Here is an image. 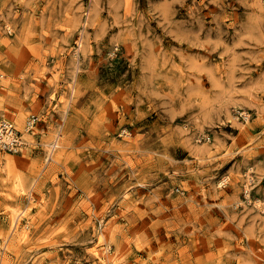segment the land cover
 Wrapping results in <instances>:
<instances>
[{
	"label": "rangeland",
	"instance_id": "1",
	"mask_svg": "<svg viewBox=\"0 0 264 264\" xmlns=\"http://www.w3.org/2000/svg\"><path fill=\"white\" fill-rule=\"evenodd\" d=\"M246 21L264 23L243 0H0V119L52 124L0 152V264H264ZM165 142L188 175L156 161Z\"/></svg>",
	"mask_w": 264,
	"mask_h": 264
},
{
	"label": "clouds",
	"instance_id": "2",
	"mask_svg": "<svg viewBox=\"0 0 264 264\" xmlns=\"http://www.w3.org/2000/svg\"><path fill=\"white\" fill-rule=\"evenodd\" d=\"M243 2L247 4L249 7L256 9L258 13L261 15L262 21H264V0H252L251 4L248 3V0H243ZM256 15H257V12L249 13V16H256ZM262 28H264V23L257 25V24L251 23L250 21L244 22L243 30L245 32V35L242 37V39L252 41V43L248 45L249 48H255L257 46V41H258L260 47L264 49V30H261ZM240 55H241V58L243 59L244 54H240ZM259 55L261 56V58H264V51L259 53ZM260 76L264 77V72H261ZM222 111L226 112V108L222 107V108L214 110L217 117ZM211 116H212V113L210 112L205 119H211ZM194 124H195V128L191 129L193 131V138L195 135V131L202 128L203 126L202 122H194ZM183 139L187 140L188 139L187 135H185ZM156 147H157V150L156 152H153L152 155L156 158V161L159 164H161L162 166H168V165L177 166V174L179 175L189 174V172L183 171L182 169H180L178 165V161L173 159L172 156L168 154V144L166 142L163 144V146L157 145ZM137 154H139L140 156L145 155V153L140 152L138 148L133 149L131 152V155L133 156V158H135ZM206 156H207V151H204V156L198 157L197 161L194 162L197 164V171L199 170V165L208 164L211 162V160L215 159V156H212L207 159L204 158ZM133 175H135V173H133ZM223 183L224 185H226L228 181H224ZM215 190L218 192L219 187H216ZM256 207L260 208V210L264 212V205L258 203Z\"/></svg>",
	"mask_w": 264,
	"mask_h": 264
},
{
	"label": "built area",
	"instance_id": "3",
	"mask_svg": "<svg viewBox=\"0 0 264 264\" xmlns=\"http://www.w3.org/2000/svg\"><path fill=\"white\" fill-rule=\"evenodd\" d=\"M4 77V73L0 71V79ZM41 122V117L32 113L26 120L24 129L28 132L38 130V125ZM6 141V142H5ZM26 144L23 138L22 131L10 119H0V149L3 151L19 152Z\"/></svg>",
	"mask_w": 264,
	"mask_h": 264
},
{
	"label": "crops",
	"instance_id": "4",
	"mask_svg": "<svg viewBox=\"0 0 264 264\" xmlns=\"http://www.w3.org/2000/svg\"><path fill=\"white\" fill-rule=\"evenodd\" d=\"M54 91V90H53ZM67 94V93H66ZM1 102V101H0ZM59 102V101H58ZM59 105H61L62 107V104L59 102ZM62 110V108H61ZM32 113H30L26 119L24 120L23 124H18V121L16 119H11V118H7V119H10L12 121L15 122V124L17 125V127L20 128V130L22 131V134H23V137H24V140L26 141V144L22 147L21 151L19 153H23L24 150H41L43 145H46L47 141H44V136H47L48 135V131L51 127L50 123L51 120L48 119V117L44 116V114H38L40 117H41V122L39 123L38 125V130L37 131H34V132H28V131H25L24 130V127L26 125V120L27 118L31 115ZM62 115V113H61ZM61 120V119H60ZM60 123V122H59ZM59 123L57 124V127H56V130L58 129V126H59ZM26 134H29L32 138H28L26 136ZM53 138V136L51 137V139ZM49 139V140H51ZM48 140V141H49ZM29 142V143H28ZM0 152L3 154V153H8L7 151H3V150H0ZM45 154V153H44ZM32 191V190H31ZM30 189L28 190V192H31ZM31 196V194H28V196ZM32 197V196H31ZM32 199V198H31ZM27 200V198H26ZM31 202V201H30ZM30 205V204H29Z\"/></svg>",
	"mask_w": 264,
	"mask_h": 264
},
{
	"label": "bare ground",
	"instance_id": "5",
	"mask_svg": "<svg viewBox=\"0 0 264 264\" xmlns=\"http://www.w3.org/2000/svg\"><path fill=\"white\" fill-rule=\"evenodd\" d=\"M244 115H245V114H244ZM28 143H29V142H28ZM101 239H102V238H101ZM111 249H112V248H111V247H109V251H112ZM108 255H109V257H108V258H109V259H111V256H110V254H108Z\"/></svg>",
	"mask_w": 264,
	"mask_h": 264
}]
</instances>
